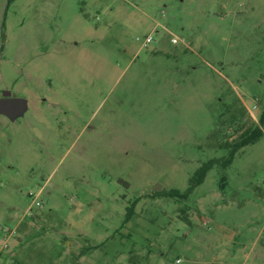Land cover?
I'll return each mask as SVG.
<instances>
[{"label":"rangeland","instance_id":"obj_1","mask_svg":"<svg viewBox=\"0 0 264 264\" xmlns=\"http://www.w3.org/2000/svg\"><path fill=\"white\" fill-rule=\"evenodd\" d=\"M1 91L0 264H264V128L155 196L258 123L264 0H0Z\"/></svg>","mask_w":264,"mask_h":264},{"label":"trees","instance_id":"obj_2","mask_svg":"<svg viewBox=\"0 0 264 264\" xmlns=\"http://www.w3.org/2000/svg\"><path fill=\"white\" fill-rule=\"evenodd\" d=\"M262 128H264V107L258 117V123L254 126V128L248 129L240 135L239 139L231 146L230 150L228 151L227 156L224 159L220 160V159L213 158L201 164V166L195 171L193 176L190 178L189 187L185 192L180 193L177 190H164V191H160L156 193L155 196L172 198V199L173 198H180V199L188 198V196L191 194L194 188L202 184L208 171L212 167H214L215 165L219 167L228 166L229 164L232 163L238 150H240L241 148L245 146H248V145H251L257 142L262 137V134H263ZM136 202L137 201L135 200V203H133V205L130 207L129 212L126 214L125 222H127V220H129L131 216L134 214V206Z\"/></svg>","mask_w":264,"mask_h":264},{"label":"water","instance_id":"obj_3","mask_svg":"<svg viewBox=\"0 0 264 264\" xmlns=\"http://www.w3.org/2000/svg\"><path fill=\"white\" fill-rule=\"evenodd\" d=\"M4 92V96L7 95ZM26 109V100L18 97H2L0 98V113L11 120L22 115Z\"/></svg>","mask_w":264,"mask_h":264},{"label":"built area","instance_id":"obj_4","mask_svg":"<svg viewBox=\"0 0 264 264\" xmlns=\"http://www.w3.org/2000/svg\"><path fill=\"white\" fill-rule=\"evenodd\" d=\"M151 41H152V37L151 36H147L146 39H145V41H144V43H143V46L146 47L148 45V43L151 42ZM172 42L173 43H176L177 42V39L176 38H173L172 39ZM36 204L38 205L39 203L37 202ZM27 212H29V210Z\"/></svg>","mask_w":264,"mask_h":264},{"label":"flooded vegetation","instance_id":"obj_5","mask_svg":"<svg viewBox=\"0 0 264 264\" xmlns=\"http://www.w3.org/2000/svg\"><path fill=\"white\" fill-rule=\"evenodd\" d=\"M4 92H6V91H1L0 92V98L5 97V96H7V97H16L15 95H13L12 93H9L8 91H7L8 94L4 96Z\"/></svg>","mask_w":264,"mask_h":264}]
</instances>
